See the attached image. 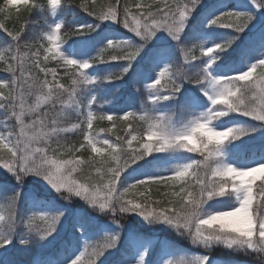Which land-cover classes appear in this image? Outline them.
<instances>
[{
    "label": "snow or ice",
    "instance_id": "1",
    "mask_svg": "<svg viewBox=\"0 0 264 264\" xmlns=\"http://www.w3.org/2000/svg\"><path fill=\"white\" fill-rule=\"evenodd\" d=\"M72 3L5 0L0 5V13L10 14L12 8L6 6L16 5L26 6L29 12L19 29L10 30L0 22L4 34L0 73L6 74L0 78V169L20 186L28 177L39 178L65 200L79 198L117 225L94 240L85 239L63 264H97L105 252L121 243V221L132 215L150 226L162 225L195 249H203L191 253L165 250L159 264H215L212 252L217 248L242 252L264 264V145L254 160L237 164L230 159L240 137L264 132V51L242 71L216 75L210 67L252 24L256 12L264 10V0H251L252 10L231 7L207 19L208 27L236 33L208 47L203 42L190 47L181 42L202 0H114L99 10L96 0H80L77 8L97 23L66 27L63 20H55L38 35L25 38L35 9L46 6L55 15L62 5ZM105 21L131 35L108 39L86 58L63 50L62 30L65 37L88 34ZM158 33L177 42L182 67L164 63L154 78H145L139 109L97 111L100 99L92 89L122 79ZM258 43L264 50V34ZM204 57L207 60L198 69L186 70L185 65ZM114 61L126 63L102 76L88 71L95 64ZM185 81L199 86L207 106H189L182 115L158 110L156 106L172 100ZM136 91L141 87L136 86ZM232 115L246 118L247 123L225 126L224 118ZM103 121L111 127L97 129L95 123ZM116 121L126 124L123 135L115 133ZM73 135L75 141L70 139ZM82 153H88L87 157ZM149 156L164 161L165 166L155 171L139 167ZM151 186H156L158 199L153 198ZM161 188L173 191L161 192ZM20 195L17 187L2 197L0 248L12 243L20 227L25 230L21 245L31 243L27 234L46 240L65 214L32 210L21 216ZM76 230L82 232L83 226L78 224ZM134 239L137 245L146 244L140 237ZM137 252L126 264H146L149 248Z\"/></svg>",
    "mask_w": 264,
    "mask_h": 264
},
{
    "label": "trees",
    "instance_id": "2",
    "mask_svg": "<svg viewBox=\"0 0 264 264\" xmlns=\"http://www.w3.org/2000/svg\"><path fill=\"white\" fill-rule=\"evenodd\" d=\"M202 1H204L205 4L200 7L195 12V16L189 20L188 25L185 28L184 33L181 37V42L187 44L189 47L192 43L199 42L200 35L203 33L205 28L208 27L206 26L207 21L204 25L203 23H201L200 17L203 13H217L219 11L225 10L226 8H236L234 6V0ZM4 2L5 0H0V5H4ZM79 2L80 0H73L72 4L62 5L60 8L57 9L55 13V20H63L66 27H70L75 24L97 23L94 17L89 16L87 13L77 8L76 5ZM113 2L114 0H96L97 10H99L101 5H106L108 3ZM145 2L151 3L152 0H145ZM6 7H11L12 11L10 14L7 12L0 13V22H4L10 30L13 28L19 29L23 25L24 21L29 19V12L26 10V6L16 5L14 7ZM47 11L48 9L45 6L37 8L32 12L30 17V23L25 33V38H30L34 35H38L39 33L45 30L47 23H49L48 19L50 14V11ZM17 13L19 15H17ZM6 15L9 17L7 20H5ZM218 28L233 32L232 29L222 27ZM106 30L109 32L111 37L109 36L102 41L103 32L105 33ZM233 33L234 35H236L235 32ZM130 35L131 34L127 33L126 30L119 28L118 26L111 25V22L108 21L101 22L100 26L95 31H92L88 34L74 36L68 35L65 37L63 34V30L61 32L62 38L66 41L64 45L70 47H77L80 55L79 57L75 56L76 58H86L90 55H93L96 50L102 47L108 39H118ZM3 36L4 34L0 32V38H3ZM230 36L232 35L224 37L223 39H216V43L220 42L221 40L227 39ZM98 37H100V41H102H99V48H95V50L88 52V50L91 49L89 47L97 43ZM237 41L239 40L237 39L235 43H233L232 46L228 48L225 52L219 53L220 58L215 61L216 65L219 68H223V66L228 65L230 63H243L244 60L250 55V52L254 48V46L258 44L259 39L256 38L252 42H248V44H241V41ZM2 42V39H0V43ZM147 47L140 53L136 61L133 62L132 68L122 79L105 81L100 84L103 85L100 88L98 94V98L100 99L99 104H101V106L100 108L97 107V111H124L129 108L139 109V107L141 106V101L144 99V95L142 89L140 92L136 91V86L140 87L143 77L150 76L153 74L157 53H166L167 63L174 64V67L176 68L182 67L183 58L179 54L176 41L158 42L154 44L151 43ZM196 54L199 55L198 52ZM107 55L108 54L106 53L105 58H107ZM202 59L203 58L197 61H193L191 62V64L185 65L186 70L189 72H193L198 69L200 67ZM124 63L126 62L114 61L110 63L95 64L89 70L93 71L94 75L102 76L108 72L118 70L120 67L123 66ZM49 66L55 67V64H50ZM58 71L61 70L58 69ZM0 78H6V74L0 73ZM63 82L67 83V81ZM185 88L199 90V86L185 81L182 83L180 92L171 101L178 102L186 92ZM105 100H107L108 103H103ZM164 103H168V101H164L160 104ZM178 109L179 108L176 106V104H174L173 111H176ZM133 123L137 127L140 126L139 121H133ZM95 127L99 129L100 127H111V125H109L107 121H103L96 122ZM124 128H126V124L122 123L121 121H116V128L114 129L116 134L123 135ZM70 139L75 141L77 137L73 135L70 137ZM253 144H256V142L253 141L252 143L243 144L241 146L236 147L244 148L249 147ZM81 155L87 157L88 153H82ZM160 155L161 154H156V156ZM157 161V159H154L152 156H149L139 162V167L143 168L146 171H155L158 168V166H156ZM84 174H87V169L85 170ZM12 180L13 179H10L9 177L0 176V203H3L2 197L5 194H10L17 187H22L19 201V215H25V208L28 205L30 199L40 201L43 204H48L51 207L50 211H64V216L68 213L67 206L69 205L60 203L56 198L49 196L46 193L47 188L44 186H40L39 180L37 178H26L24 180L23 186H19L16 180H13L16 183L14 184ZM175 190L178 191V189ZM140 191H143V189H141ZM151 191L153 194V198L158 199L159 197L155 195L157 191L156 186H151ZM160 191L172 192L173 189L165 190L161 188ZM61 198L63 197L61 196ZM168 198L171 199L172 197ZM66 220V224L67 222L68 224H70L69 216H66ZM60 226L61 225L58 226L57 231L54 232L52 236L48 237L46 240H40L39 245L37 246L33 245V243L28 245H21L19 243V239L24 238L25 230L22 227L18 228L17 236L12 240V243L6 245L4 248H0V264H56L61 261L64 257H68L71 251L74 252L76 250V247L74 246V238L77 236L78 231L76 230V225L74 224L66 232H64V230ZM67 233L69 234L67 235ZM72 237L74 238L72 239ZM102 257L100 258V260L102 259ZM130 257L126 259H129ZM86 259L87 257H85V260ZM99 261L97 262V264L99 263Z\"/></svg>",
    "mask_w": 264,
    "mask_h": 264
},
{
    "label": "rangeland",
    "instance_id": "3",
    "mask_svg": "<svg viewBox=\"0 0 264 264\" xmlns=\"http://www.w3.org/2000/svg\"><path fill=\"white\" fill-rule=\"evenodd\" d=\"M233 2L235 4L234 6L237 9L252 10L253 6L251 5V0H234ZM204 4H205L204 1H202V5L199 6L196 9V11ZM49 11L50 10H48L47 12ZM195 12L193 13L191 19L195 16ZM214 14L216 13L215 12L209 14L203 13L200 17L201 23H203L204 25L207 19H210L211 16ZM55 18L56 16L53 15L52 12L50 11L49 19H48L49 23L46 22L47 26L45 27V30L52 22L55 21ZM262 34H264V10L256 12V19L252 22V24L249 25V27L243 33L239 34V39H238L239 41L237 42L241 41L242 42L241 44H248V42H252L256 38L259 39ZM229 35H234V33L224 29H219L217 26L206 27L203 33L200 35L199 42H203L204 46L208 47L216 43V39H221V38L223 39L224 37H227ZM102 36H103L102 38L103 41L107 37H109L110 34L106 30L105 33L103 32ZM100 40L101 38L98 37L97 43L95 45L90 46L89 48L91 49H89L88 52L95 50V48H99L98 44ZM167 41L174 42L173 40H171L170 37L167 36V34L158 33V38L154 39L152 44L158 42H167ZM62 47L63 50L68 55L79 57L80 53L78 52L77 47L74 46L70 47L64 44ZM262 51L264 50L260 49L258 43L257 45L254 46V48L250 52V55L244 60L243 63L242 62L237 64L230 63L228 65L223 66V68H219L214 62V64L210 66L211 70L216 75H225V74H230L231 72L234 71H242L247 67V64L250 63L254 57L261 54ZM166 56H167L166 53H157L155 69L153 71V74L150 76L143 77L142 82L145 80V78L150 80L155 77L156 70L159 67L163 66L164 63H167ZM206 60L207 57H204L201 61L200 66ZM89 73L94 75L93 71L89 70ZM142 82L140 87L143 91ZM102 86L103 85L99 84L96 87H94L92 91L98 96L100 88ZM114 86H118V85H114ZM185 91L186 92L178 102L168 100V103L159 104L156 106V108L160 111L173 112L176 113L177 115H182L183 110L189 106H196L197 108H204L207 106L206 97H203L202 93L200 92V89L194 90L190 88H185ZM85 92L87 93V90H85ZM174 104H176V106L179 108L176 111H173ZM236 123H247V121L246 118L237 115H232L224 118L225 126ZM253 141L256 142V144L250 145L249 147L233 148L230 153L231 161L239 164V163H243L244 161L254 160L259 155L258 150L262 145H264V132L252 133L250 135L240 137L234 143L237 146H241L243 144L252 143ZM157 160L158 161L156 166H158V168L165 166L164 161L159 159ZM0 176L9 177L10 179L15 180L11 175H9L3 169H0ZM37 179L39 180L40 186H44L47 188L46 193L49 196L56 198L60 203L69 205L67 206L68 213L62 218V221L60 223L61 225L60 227L64 230V232L68 231V229L73 224L76 226L78 224L83 226V231L82 232L78 231L77 236L75 238L72 237V239L73 238L75 239L74 246L76 247V250L74 252L71 251L68 257H64L61 261H59L56 264H63L64 260L69 258L71 255H74L75 252L81 248L82 243L85 239L92 240L94 238L99 237L104 232H110L117 228V225L114 224L112 220H110L107 216H104L94 211L84 201L80 200L79 198L73 199L71 201L65 200L64 198H61V195L59 193L51 189V187L48 186L44 181H42L39 178ZM14 184L16 183L14 182ZM50 209L51 207L48 204H43L40 201L30 199L28 205L25 208L26 211L25 214L32 210L50 211ZM66 216L70 217V224H68V222L66 224L67 221ZM121 223L124 225L123 231L121 233V243L117 246V248L110 249L107 252H105L104 256L102 257V259L99 261L98 264H121L122 261H124L126 264V262L129 259L134 258L135 255L138 254L137 249L142 250L143 247L145 246L149 248V254L146 257V264H159L158 258L161 256L163 252H165V250L172 253H179V252L191 253L195 251H201V252L203 251V249H195L194 246L190 245L187 242V240L177 236L174 231L162 225L150 226L146 224L139 216H135V215L129 216L127 220L121 221ZM68 234L69 233H67V235ZM135 237L142 238L146 242V244L142 243L137 245L135 243V239H134ZM27 238L31 241V243H33V245L35 246L39 245L40 239L36 237L35 234H27ZM212 256L215 264H259V262L255 261L251 256H246L242 252H231L222 248L214 249L212 252ZM128 257L130 258L126 259Z\"/></svg>",
    "mask_w": 264,
    "mask_h": 264
}]
</instances>
